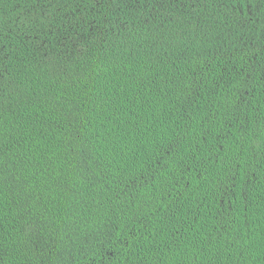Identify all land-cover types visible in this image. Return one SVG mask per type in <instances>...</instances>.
<instances>
[{
	"label": "trees",
	"instance_id": "trees-1",
	"mask_svg": "<svg viewBox=\"0 0 264 264\" xmlns=\"http://www.w3.org/2000/svg\"><path fill=\"white\" fill-rule=\"evenodd\" d=\"M0 264H264V0H0Z\"/></svg>",
	"mask_w": 264,
	"mask_h": 264
}]
</instances>
